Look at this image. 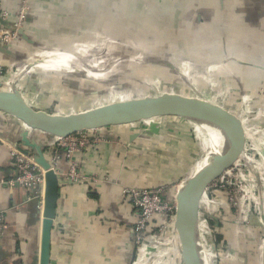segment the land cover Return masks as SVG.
Segmentation results:
<instances>
[{"label": "crops", "instance_id": "crops-1", "mask_svg": "<svg viewBox=\"0 0 264 264\" xmlns=\"http://www.w3.org/2000/svg\"><path fill=\"white\" fill-rule=\"evenodd\" d=\"M20 2L0 0V8L9 12L11 24L16 20ZM31 10L33 18L25 30L36 45L21 43L20 47H11V57L0 55L3 83L11 81L14 68L26 61L23 46L34 51L40 39L61 36L62 44L57 49L49 48L52 55L55 50L76 53L90 42L87 37L100 41L102 22H110L113 36L121 28L124 34L130 29L127 62L130 68L142 69L130 73L129 89L109 91L116 98L103 96L105 100L98 96L99 92L108 90L101 78L96 75L77 78L81 87L75 91L76 98L67 99L59 108L40 88L46 79L58 76V72L37 68L19 83L15 81L16 88L34 109L76 114L117 102L120 96L127 100L162 93L189 96L186 82L179 79L174 68L184 76L186 66L195 70L201 64L215 62L228 65L225 72L212 73L217 81L222 77L227 89L254 84L264 88V0H34ZM129 18L130 27L124 23ZM178 48L183 49L181 58L172 56ZM50 52L48 55L52 56ZM179 60L182 62L176 65ZM153 63L158 64V78L166 86L160 90L156 85L158 89L152 94L144 82L150 79L144 68ZM206 81V77H199L194 83L205 87ZM248 89L239 92V96L264 101V97H258L259 90ZM58 108L63 112H58ZM159 122L157 132L149 131L147 122L98 130L100 143L78 157L83 179L68 183L59 177L49 264H141L144 261L156 264L159 261L162 253L156 254L153 247L144 246L131 262L130 226L136 209L123 196L122 189L164 187V197L174 199L179 184L190 175L191 158L199 143L191 121L167 117ZM22 131L29 138H38L44 146L52 139L0 113V212L5 214L7 224L0 238V264H39L40 258L44 187L39 192L8 183L18 172L12 157L15 148L6 139L18 142ZM61 155L60 167L65 171V158ZM43 156L50 164L51 153L46 147ZM262 158L257 168L260 175L264 174ZM214 207L216 204L211 205L212 210ZM250 212L245 206L234 211L226 206L217 218L207 216L199 221L202 231L208 228L214 232L212 249L215 251L219 243L224 246L219 254L221 264H264V217L257 220ZM161 245L158 243V247ZM217 250L220 251L218 247Z\"/></svg>", "mask_w": 264, "mask_h": 264}, {"label": "rangeland", "instance_id": "rangeland-1", "mask_svg": "<svg viewBox=\"0 0 264 264\" xmlns=\"http://www.w3.org/2000/svg\"><path fill=\"white\" fill-rule=\"evenodd\" d=\"M18 9L17 13L19 12ZM31 14L33 13L31 12ZM124 23L128 24L127 26L130 27V18L128 19V22ZM27 25L28 23L26 24L25 29ZM100 25L102 26L100 29V33L102 34L99 37L100 41L95 42L93 38L87 37V40H89L90 42H88L87 45H83L81 50L79 49V51H77L76 53L64 54V52L55 50V53L52 55L53 50H49V48L57 49L58 46L62 44L61 36L51 38L45 37L40 39V45L34 51L28 50L27 47L23 46L21 50L27 56L26 58H28V60L37 61L38 58L35 56H38L39 61L40 59L44 60V63L36 66L32 65L29 69H25V66H16V68H14L13 70L15 74L11 81H14V84L15 81L16 83H19L26 74L31 75V72L36 71L37 68L58 72V76L49 77L48 79H46V83L40 86V88L41 92H44V94L46 96H49L50 99L55 100L54 105L56 107L61 108L62 102L66 103L67 99L70 100L76 98L74 97L77 95L75 91L79 87H81L80 82L77 80V78L85 77V75H96L98 76V78H101L102 84H104L108 88L107 92L104 91L105 93L103 94H101L102 92H99L98 94L100 95L98 96H101L102 99L103 96L116 98V96L114 95L115 93L113 94L114 96H110L108 92H114L115 90L124 91L126 89H129L128 86L130 85V78L128 77L130 76V73H136L138 70L142 69L130 68V62H127L130 61V29L126 30L127 33L124 34V28H121L120 31H118L115 36H113L114 34L111 35V31L109 30L111 28L110 22H102ZM20 45L21 43L17 44L18 47H20ZM178 50L179 51H175L172 54L173 57L181 58L184 55L182 48H178ZM49 52L52 56L48 55ZM65 55H69V58H66ZM181 62L182 61L179 60L176 65L180 64ZM220 64L221 66L216 68H202L201 65L207 64H201L199 68H196L195 70L191 69L190 66H186L187 68L184 76H181L179 75V72H176L178 69L174 65V67H176V69L174 68V71L179 79L183 82H186V93L188 95L199 96L203 99L214 101L223 105L226 109L246 111V113H242L244 116L243 118L247 120V139L245 142L244 150V153L246 155L243 159H239L236 164H234L227 170V175H223L219 178L217 186H212L208 189V191H206L203 200L204 203L200 205V209L198 212V225L199 220H204L207 216L215 217L223 207L230 206L233 211L236 210V207H234L233 203L235 202L236 198H238L240 199V201L235 203L236 205L241 204L242 200L240 197H245L244 191L245 186L247 187L246 183L251 186V189L247 192L246 197L248 198L246 202H250V207L247 208L251 211L250 213L254 215L255 218H257V220L258 218H260V216L264 217V174L260 175V171L257 170L260 164V159L263 157L262 159L264 160V117L260 119L261 116H259V112H261L262 116H264V101H262L263 104L261 103V101H259V99L243 101L242 97L239 96V92H242L243 89L249 90L248 87H250L253 88V92L259 90L258 97H264V88H261L259 85L254 84L253 86L244 85L242 87L243 89L239 88V86L234 87V89L231 90H229L230 88L227 89L222 84V77H219V80L217 81L215 80L214 76H212V73H215L217 71L225 72L228 65L224 64V62H221ZM158 67V64L153 63L151 64V67L144 68V71H147L149 73L150 78H148L149 80L144 82L145 84H147V90L152 94L158 89L156 88V85H158L160 90H162V88L166 86L164 84H161L160 78H158L160 76L158 75ZM197 71L200 72L198 73ZM186 73L187 75H185ZM126 74L128 75L127 77ZM199 76L207 78L208 81L206 82L208 83V86H206L207 84L205 85V87L196 86L194 80L199 78ZM93 81L96 82L95 80H92V82ZM98 83V85H101L100 82ZM166 88L169 87L167 86ZM128 92H126V94ZM212 96L214 98L211 99ZM231 97H233L234 99L231 100ZM105 99L107 98H104L103 100ZM255 103L257 105H255ZM59 108L57 111L63 112V110H59ZM192 127V130H194V132L196 133V137L199 143L194 156H192L191 158V171L195 166L197 160H199L203 156L202 137L198 133L195 123H193ZM245 179L247 181H245ZM172 200L173 199H171L170 201ZM212 204H216V208L214 207V210H212L211 208ZM166 224L167 230L165 231V233H163L162 236L159 235V230L154 226L145 230L143 238L141 240H138V246L140 249H142L144 246L153 247V251L155 250L156 254L157 252L162 253L160 254L159 261L156 262V264H182L180 256L176 252L177 248H175L174 243L175 234L171 225L170 217L167 218ZM202 232H204L202 233V244L205 249L208 261L207 263L221 264L222 260H220V255L223 251L224 246L219 243L217 247L220 251L217 250V247L214 251V249H212L214 232L212 230H208V228H205V230H203ZM158 238H160V240H158ZM158 243H162V245L158 247ZM141 264H146V261L142 262Z\"/></svg>", "mask_w": 264, "mask_h": 264}, {"label": "water", "instance_id": "water-1", "mask_svg": "<svg viewBox=\"0 0 264 264\" xmlns=\"http://www.w3.org/2000/svg\"><path fill=\"white\" fill-rule=\"evenodd\" d=\"M33 18L32 16H30ZM0 24L8 30H15L13 24L0 18ZM19 43L35 46L36 42L27 35L26 30L17 29ZM0 55L12 56L10 46L0 42ZM28 61V58L26 59ZM26 61L25 69L41 65L44 60L31 65ZM32 62V61H30ZM9 91L0 90V113L16 119L33 132L52 137L66 138L84 131L102 130L108 127L132 125L147 122L148 130L157 132L160 120L167 117L183 118L197 124L196 118L219 124L229 136L227 148L215 154L206 166L186 177L176 189L173 231L178 242V252L182 264H202L194 242L191 221L198 222V212L207 188L239 159H243L246 133L238 117L223 105L196 96L175 93H162L143 96L126 101H117L99 108L76 114L48 113L34 109L23 98L11 81ZM2 83H0V89ZM11 120H9L10 122ZM22 131L18 142L6 139L17 151L33 156L34 162L44 171V196L42 210V229L39 264L50 262V240L56 204L59 196V181L51 165L43 156V143L36 137L29 138ZM133 223L130 226L131 262L137 257L138 249L134 241Z\"/></svg>", "mask_w": 264, "mask_h": 264}, {"label": "built area", "instance_id": "built-area-1", "mask_svg": "<svg viewBox=\"0 0 264 264\" xmlns=\"http://www.w3.org/2000/svg\"><path fill=\"white\" fill-rule=\"evenodd\" d=\"M34 0H21L19 5V12L16 14V20L13 22V26L15 30L11 31L6 29L3 25L0 24V42L6 44L10 47L17 46L19 44L17 37V29H24L31 19V4ZM0 18L5 21L10 20L9 12L0 8ZM198 73L200 71H197ZM4 75L3 66L0 65V83H2V88L5 91H9L11 88V81L6 82L4 85L2 81V77ZM201 77V76H199ZM14 82V81H13ZM9 83V84H8ZM13 85H15L13 83ZM199 97V96H196ZM214 98L213 96L211 99ZM243 101H249V99L242 98ZM214 102V101H213ZM219 104V103H218ZM236 117H238L242 123L243 129L246 132V119H244L242 113H246V111H238L231 110ZM260 119L262 113L259 112ZM98 130L95 131H84L80 133L73 134L66 138L52 137L49 143H45V147L49 149L51 153L50 165L52 170L57 175L58 179L63 178L65 182L68 183H76L79 180L83 179L80 166L78 164V157L82 154L95 149L97 145L100 143L99 137L96 135ZM247 139V136H246ZM246 142V141H245ZM13 150V149H12ZM245 150V146H244ZM63 154L66 163V170L63 171L60 167V155ZM246 154L243 151V158ZM62 156V155H61ZM12 157L14 158L15 167L18 174L11 179L8 183L11 185H15L26 190H37L40 192L44 187V171L34 162L33 156H27L17 149L12 151ZM261 158V157H260ZM242 159V158H241ZM238 162V161H237ZM236 164V163H235ZM232 169V168H231ZM228 170V169H227ZM227 170L220 176L227 175ZM219 177V178H220ZM219 178L216 179L206 191L212 186H217ZM245 181H247L245 179ZM245 186V197H240L242 202L241 206H245L246 208L250 207V202H245L248 198L247 192L250 191L251 186L246 183ZM165 188L159 187L154 189H142V188H130L124 187L122 189V194L125 196L136 209V214L132 220L133 230H134V241L139 250L138 240H141L144 236L145 230L148 228H152L153 226L159 230V235H163L166 228L167 218L170 217L171 225L173 227L174 215H175V201L166 199L164 197ZM206 193V192H205ZM240 199L236 198L235 202H239ZM233 203L236 209L239 205ZM261 220V218H259ZM7 227L6 224V216L3 212H0V238L3 236V233ZM264 235V234H263ZM155 239V237H154ZM160 240V238H158ZM138 257V254H137Z\"/></svg>", "mask_w": 264, "mask_h": 264}, {"label": "bare ground", "instance_id": "bare-ground-1", "mask_svg": "<svg viewBox=\"0 0 264 264\" xmlns=\"http://www.w3.org/2000/svg\"><path fill=\"white\" fill-rule=\"evenodd\" d=\"M29 61L30 60H28V62ZM37 61H39V58ZM31 63H35V62H29L28 64L31 65ZM220 63L221 62H215L214 64L213 63L208 64L204 68L220 67L221 66ZM185 71H186V68H185ZM180 75L182 76V74H180ZM185 75H187V73ZM5 84H6V82L4 83V85ZM123 100H127V99H123L122 96H120L118 101H123ZM196 120H197V124H195V126L198 130V133L202 137L203 156L199 160H197L192 171H190V172H192V173H190V175H193L196 171H198V170L202 169L204 166H206L208 164V162L211 160V158L215 154H217L220 151H223L225 148H227L229 145V142H230V136H229L228 132L224 128H222L219 124H217L213 121L201 119V118H196ZM203 200H204V197L202 198V202H204ZM202 202H201V204H202ZM191 228H192V234H193L194 242L196 245V250H197L198 256L200 258V261L202 264H208L205 249H204V246L202 244V235H203L202 233H204V232L201 231V228L199 227L198 222H196L195 218H193L191 221ZM174 243H175V248H177L176 252L179 254L178 242H177L175 235H174ZM139 250H140V248H139Z\"/></svg>", "mask_w": 264, "mask_h": 264}]
</instances>
